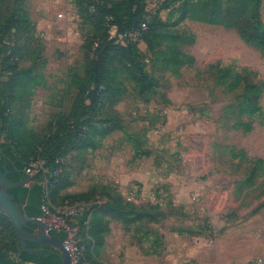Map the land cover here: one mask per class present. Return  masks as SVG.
I'll return each mask as SVG.
<instances>
[{
    "label": "rangeland",
    "instance_id": "374dc122",
    "mask_svg": "<svg viewBox=\"0 0 264 264\" xmlns=\"http://www.w3.org/2000/svg\"><path fill=\"white\" fill-rule=\"evenodd\" d=\"M161 1L148 0L147 9L158 10ZM210 1L219 3L225 19H203V7ZM166 5L159 15L167 27L153 40L154 50L139 42L145 55L141 67L154 87L141 95L134 74L113 64L107 107L98 115L114 125L120 121L143 171L157 167L154 176L160 180L144 201H139L142 186L136 181L133 193L139 198L130 200L156 205L165 217L129 227L112 220L111 249H104L105 241L99 256L87 259L91 264H121L119 258L128 253L136 264H264V89L263 111L243 114L239 103L245 86L230 91L217 75V67L231 66L235 72L256 74L254 81L264 85V48L247 43L232 24L242 0H188L187 9L182 1L168 0ZM10 6L15 11L12 25L20 26L24 56L19 67L32 69L30 87L14 91L32 99L35 110L31 106L27 124L43 133L48 122L41 124V116L50 121L53 114L70 109L77 92L73 77H85L94 57L92 42L103 38L107 24L92 20L78 0H27L24 11ZM260 14L264 38V0ZM24 17L36 24L32 34L26 24H17ZM110 32L116 35L114 29ZM4 91L12 95L10 89ZM43 103L51 108L44 112ZM5 139L0 130V145ZM83 157L73 152L65 166L72 173L77 167L90 168L91 157ZM251 176L253 184H243ZM85 183L76 178V187ZM43 219L52 229L73 231L72 238L65 236L69 247L83 240L78 219L58 210Z\"/></svg>",
    "mask_w": 264,
    "mask_h": 264
},
{
    "label": "trees",
    "instance_id": "16d2710c",
    "mask_svg": "<svg viewBox=\"0 0 264 264\" xmlns=\"http://www.w3.org/2000/svg\"><path fill=\"white\" fill-rule=\"evenodd\" d=\"M26 1L2 0L0 3V130L6 135L5 142L0 145V168L6 166L10 171V180L16 183L29 176L25 169L31 163L38 160L43 162L44 169L37 172L28 185L10 190L16 201L24 204V212L31 217H44V203H48L52 211L77 204L86 206V213L78 218L79 233L84 240L79 243V247H84L79 264H91L88 259L94 253L96 257L99 256L105 237L111 232L112 220L121 221L129 227L142 221L158 222L165 217L158 206L136 204L114 187L69 191L75 183L72 171L68 170L70 166H65V160L73 152L80 156L96 148L97 138L103 139L122 129L119 120L114 125L111 120L98 117L107 107L106 93H109L113 81V64H116L117 69H125L134 74L141 95L154 87L153 79L141 67L145 55L139 48V42L143 41L150 51L154 50L153 40L167 27L159 10L167 7L168 0H162L163 7L160 6L154 12L147 9L148 0H78L90 13L92 20L99 19L107 26L103 28V38L92 42L94 57L89 59L85 77H73L77 92L70 109L53 114L43 133L32 131L27 124L32 99L14 91L17 88H28L31 83L32 69L19 67L24 56L17 36L20 26L12 25L15 11L10 6L15 4L24 11ZM173 1H182L185 8H188V0ZM216 2H207L203 7V19L209 23L226 18ZM261 2L242 0L240 11L232 24L247 43L262 45L264 48ZM21 22L27 25L28 34L36 31V24L28 22L27 17L23 21L17 19V24ZM145 22L147 29L142 30ZM112 29L116 31L115 36L110 32ZM136 32H140L139 38L133 36ZM217 69L219 80L227 84L230 91L245 86V93L239 103L241 113L257 114L263 111L260 98L264 85L254 81L256 74L246 70L235 72L231 66ZM5 89H10L12 95H4ZM15 101V106H11ZM253 182L251 176L243 184L252 185ZM137 197L138 194H135ZM53 234L62 238L66 236L65 232L56 229H53ZM38 248V243H28V249ZM0 264H63V255L48 245L43 246V253L23 249L11 218L0 211Z\"/></svg>",
    "mask_w": 264,
    "mask_h": 264
},
{
    "label": "crops",
    "instance_id": "0c3cea01",
    "mask_svg": "<svg viewBox=\"0 0 264 264\" xmlns=\"http://www.w3.org/2000/svg\"><path fill=\"white\" fill-rule=\"evenodd\" d=\"M45 103H43L44 112L45 110L48 111L47 108H51V104ZM34 110V104H32V111ZM44 112L42 113L44 114ZM41 118L43 120H41V124L49 122L45 116H41ZM124 130L125 129L116 130L103 139H96V143L98 144L97 147L94 149H89L87 154L86 152L83 154L84 157H91V167H77V169L73 171L74 183H76V178L78 177L85 179L86 183L77 187L74 184L72 186L73 189L69 188V191H84L89 187L93 188L98 187L99 185L102 187H113L116 182L117 185H115L117 187L119 186L118 184H120L121 187L119 188V191L124 196L127 195L126 193L128 192V194L131 195L129 199L138 201L139 195L137 198H135L133 193L134 189L132 187V182L136 181L142 186L141 199L139 201H144V198H146V193L151 191L160 180L159 176H154V172L157 171V167L152 166L151 169L153 171L149 172L150 174L143 171V161L142 159H139L140 156L135 157L133 154H131V146L128 144L127 140H124L125 136H127V133H125ZM134 148L135 146L133 145V150L135 151ZM68 170L71 169L68 168ZM88 171H90L93 175L88 174ZM92 176L95 178V180H88V178H92ZM95 182H100V184L97 185ZM109 235L110 233L105 237L106 244L104 249L106 248L107 252H109L111 245L113 244V241ZM117 245L118 242H116L114 246L117 247ZM119 260L121 264H136L129 260L128 253L123 258H119Z\"/></svg>",
    "mask_w": 264,
    "mask_h": 264
},
{
    "label": "water",
    "instance_id": "95a60500",
    "mask_svg": "<svg viewBox=\"0 0 264 264\" xmlns=\"http://www.w3.org/2000/svg\"><path fill=\"white\" fill-rule=\"evenodd\" d=\"M36 174L13 183L0 172V211L6 213L14 223L19 242L23 249L30 252L43 253V246L48 245L63 255V264H72L73 259L65 241L66 237L53 234V230L42 217H31L24 212V204L16 201L11 189L30 183ZM34 242L40 245L38 249H28V243Z\"/></svg>",
    "mask_w": 264,
    "mask_h": 264
},
{
    "label": "built area",
    "instance_id": "2783aa9c",
    "mask_svg": "<svg viewBox=\"0 0 264 264\" xmlns=\"http://www.w3.org/2000/svg\"><path fill=\"white\" fill-rule=\"evenodd\" d=\"M141 29L142 30L147 29V23L146 22L142 24ZM133 36L134 37L140 36V32L134 33ZM42 169H44L43 168V162L38 160V161L31 163L30 166H28L25 169V171L28 174H35ZM55 209L58 211H62L64 214L70 216L72 219H78L79 217L83 216L87 211L86 206L83 204H77L74 206H65V207H60V208H55ZM42 210L44 212V217L52 214V210H51L50 205L48 203H44L42 205ZM56 230H57V228H56ZM58 231H63L66 233V237L72 238L73 231L71 229H69L68 227L64 230H58ZM65 244H66L68 250L70 251V253L72 255V259H73L72 264H79L80 257L83 255V252H84V247H79L78 245H76L77 242H76V244H73V245H71V247H69V245L67 244V240H66ZM85 264H88V263H85Z\"/></svg>",
    "mask_w": 264,
    "mask_h": 264
},
{
    "label": "flooded vegetation",
    "instance_id": "af4514ba",
    "mask_svg": "<svg viewBox=\"0 0 264 264\" xmlns=\"http://www.w3.org/2000/svg\"><path fill=\"white\" fill-rule=\"evenodd\" d=\"M0 172H1V175H5L7 178H9L10 171L6 168V166L1 167Z\"/></svg>",
    "mask_w": 264,
    "mask_h": 264
}]
</instances>
